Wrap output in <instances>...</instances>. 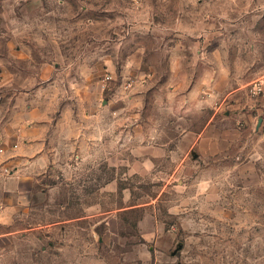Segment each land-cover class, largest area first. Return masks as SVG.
Instances as JSON below:
<instances>
[{
    "label": "rangeland",
    "instance_id": "rangeland-1",
    "mask_svg": "<svg viewBox=\"0 0 264 264\" xmlns=\"http://www.w3.org/2000/svg\"><path fill=\"white\" fill-rule=\"evenodd\" d=\"M256 82L264 0H0V264H264Z\"/></svg>",
    "mask_w": 264,
    "mask_h": 264
},
{
    "label": "crops",
    "instance_id": "crops-1",
    "mask_svg": "<svg viewBox=\"0 0 264 264\" xmlns=\"http://www.w3.org/2000/svg\"><path fill=\"white\" fill-rule=\"evenodd\" d=\"M29 146L32 148L31 150L26 149L21 153L22 156H18L20 158L21 162H18L19 165L16 167L17 170L15 171V175H13V176H16L17 181H15V183H12V184H19V182L23 183L24 181H26L30 178V176L27 175L30 172L28 169L29 167H28V165H25V161H28L29 157H34V161H33L34 164H40L46 160V155H45V152L43 150L44 144H42L41 141L34 140L33 144H30L27 147H29ZM39 150H41L40 153H39ZM13 162H16V161L13 160ZM17 177L20 179H17ZM3 205H4L3 207H5V209H3V213H5V212L11 213L14 210H19L20 208H22L20 205L11 204L9 201Z\"/></svg>",
    "mask_w": 264,
    "mask_h": 264
},
{
    "label": "built area",
    "instance_id": "built-area-1",
    "mask_svg": "<svg viewBox=\"0 0 264 264\" xmlns=\"http://www.w3.org/2000/svg\"><path fill=\"white\" fill-rule=\"evenodd\" d=\"M251 95L257 97L261 100H264V83L263 82H256L252 85L250 89ZM3 152V149L0 148V154Z\"/></svg>",
    "mask_w": 264,
    "mask_h": 264
}]
</instances>
